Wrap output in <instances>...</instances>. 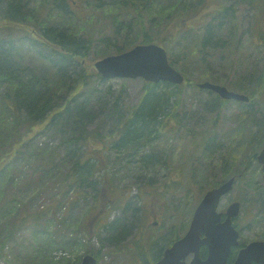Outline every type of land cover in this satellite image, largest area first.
I'll return each instance as SVG.
<instances>
[{"label": "trees", "instance_id": "1", "mask_svg": "<svg viewBox=\"0 0 264 264\" xmlns=\"http://www.w3.org/2000/svg\"><path fill=\"white\" fill-rule=\"evenodd\" d=\"M76 1L0 0V255L7 240L22 226L29 222L40 226L46 214L29 211L24 200L11 191L19 169L30 163L32 167L54 168L59 159L70 162L69 170L50 184L51 188L57 186L62 194L72 190L65 206L67 215L61 218L52 215L50 222L55 226L51 233L46 231L42 242L35 241L36 264H76L87 253L99 260L104 239L100 233L92 232L86 222L93 221L100 213L102 216L106 208L122 207V211L128 208V186L115 185L117 179L127 175L141 181L138 182L141 190L135 195L139 199L135 206V212H141L139 219L144 198L154 201L168 195L173 200L178 191L182 194L179 201L185 207L182 217L189 216L191 210L185 209L192 200L191 185L195 183L196 193L201 195L219 178L217 173L210 178L209 166L221 164L208 162L214 145L209 133L221 132L224 117L221 111L227 109L229 102L240 105L237 116L258 126L257 135L244 138L250 145L243 143L242 150L227 149L230 164L238 166L236 161L243 162L242 155L251 151L248 148H255L252 143L255 137L259 136V140L264 137V103L258 104L264 99V58L261 75L254 81L247 82L245 73L237 79L239 85L230 87L211 71L204 80L243 93L252 103L223 100L213 92L199 89L197 83L191 84L182 67L197 57L203 67L210 68L209 58L223 54L221 46L224 47L226 40L228 44L233 42L236 36L233 3L222 4L205 22L208 15L205 10L210 2L223 3L222 0H78L83 5L80 12L71 8ZM233 1L251 5L254 12L264 11V0ZM105 9L112 12L108 16L109 27L93 25V20L100 17L98 13L105 14ZM197 20L201 21L199 27H185L186 23ZM224 28L227 39L220 40L218 36ZM189 35L192 43L179 53L183 57L178 67L184 77L182 84L144 81L143 92L135 104L106 109L108 91L99 85L107 79L96 72L93 63L85 61L91 58L94 62L138 43L156 42L165 48L169 63L175 68L174 47ZM188 84L193 96L186 99ZM200 91L208 93V100L203 95L197 96ZM97 115L111 120H99L100 123L89 127ZM47 125L53 126L48 140L61 135L54 146L48 140L40 145L37 140L36 133H41ZM103 125H108L107 129ZM186 136L191 141L188 161L193 158L191 168L187 169L183 163L172 164L175 142ZM161 167L165 174L154 183ZM194 168H200L197 177L206 176L194 178ZM254 188L258 192L263 189ZM183 196L187 198L184 200ZM89 199L92 202L87 205ZM125 201L123 206L121 203ZM256 203L258 209L253 219L263 220L264 195ZM75 212L78 215L73 219ZM185 223L182 219L180 227L184 228ZM126 227L124 215L104 225L112 233L111 238L121 237ZM138 228V237L128 245L140 259L133 262L148 264L141 252L144 231L140 224ZM93 238L99 242L96 250ZM115 242L119 244L118 240ZM161 245L162 240L157 239L150 247L159 253L164 248ZM125 247L123 244L121 249ZM58 249L74 251L75 256L73 259L52 256V251Z\"/></svg>", "mask_w": 264, "mask_h": 264}, {"label": "rangeland", "instance_id": "2", "mask_svg": "<svg viewBox=\"0 0 264 264\" xmlns=\"http://www.w3.org/2000/svg\"><path fill=\"white\" fill-rule=\"evenodd\" d=\"M222 2L223 3H220L219 1L210 2L208 8L205 10V14L208 15L204 17V21L207 22L212 14L220 10L222 4L228 6L233 3L235 9L234 14L236 25L234 28L236 29V36L232 43L231 41H229L228 44V41L226 40L224 47L223 45L221 46L223 49L222 55L220 53H218L217 55H213L212 53V58L210 57L211 54L209 55L210 58L208 62L210 64V68H207L208 70L206 69V67H203L205 65H201V61H199V58L197 57L185 62L186 65H182V67L186 69V73L191 79V84H196L206 80L209 71L213 72L216 77L219 76V78L223 80V82H226V85L230 87L235 84H240L237 79H239L242 74L246 73V76L248 78L245 80L247 82H249V79L251 81H254L261 75V64L264 58V11L262 13L257 10L254 12L251 5L247 3L236 4L233 0H222ZM71 8L80 12L83 9V5H80L77 0L76 2L72 3ZM104 13L105 14L98 13L97 16L100 15V17L96 18V20H93V25H106L109 27L108 16L112 14V12L110 9H105ZM200 24L201 21L199 22V20H197L195 21V23H186L185 27L197 28ZM225 30L226 29L224 28V30L222 31V35L218 36L220 40H225V38L227 39ZM109 31L110 30H107V32ZM191 40L192 36L189 35L188 38L181 39L180 42L174 47L177 65H175V68H177V70L178 67L181 66V60L183 59V57L179 53L183 49L186 50V47H188L192 43ZM91 56L93 55H89V57ZM90 62L91 64L93 63L91 58L85 61V63ZM143 83L144 81L141 78L118 77L107 79L105 82H102L99 85L100 88L108 91L106 109H115L116 106L118 107L135 104L140 99V96L143 92ZM189 87L190 84L185 86V89H187L185 92L186 99L188 98V96H190L189 98L193 96V92L191 89H189ZM202 95L205 97V99L208 100V93L200 91L197 96L200 97ZM118 98L119 100L114 103ZM259 103H264V99H260L258 101V104ZM237 105L239 104L229 102L228 104H226V107L228 106L227 109H224L223 112L221 111V114H224L223 119L221 118V132L228 134L231 142L236 141L238 138L244 139L248 137L249 133H258V126H254L253 122H245L243 117L237 116V114L239 113V108ZM105 119L111 120L110 118H104L97 115L94 120L88 124V126L93 127L96 123L101 122L99 120ZM103 127L104 129H107L108 125H103ZM52 131L53 126L47 125L42 129L41 133H36L37 140L39 141L40 145L48 140V136L51 135ZM60 138L61 135L51 138L50 140H48L49 145H56ZM190 150L191 141L189 140V137L186 136L185 139L177 140L175 142V155L173 156L172 164L183 163L184 168H191V166L189 165L190 162H192L193 158L188 161V154ZM60 151H63V149L60 148ZM197 154L198 152L195 153V156ZM31 164L32 163L26 164L19 169L18 175L16 174L17 178H14L15 185L12 186L11 191L16 193L20 198L24 200L29 211H45L46 214L40 226H32V223L29 222L25 226H22L11 239L7 240L6 245L3 249V254L0 255V264H36V251L33 247L35 241L39 240V242H42L43 235H47L45 234V232L47 231V233H51L52 229L55 226L50 222V218L52 215H55L56 218H61L63 215H67L66 212L68 209L65 208V206L67 204V198H69V196L72 194V190L70 189L67 194H62L59 192V188L57 186L51 188L50 184L53 180L62 177V175L65 174L67 170H69L70 162L68 160L61 162L59 159L58 164H56L54 168L45 169H42L40 166L32 167ZM193 167L194 166H192V168ZM199 169L200 168L193 169L192 174H194V178H201L202 176H206L205 174H202L201 176L197 177L196 173L200 172ZM157 172L160 173V175L158 174V179L154 183L158 182L159 178L165 174V171L162 169V167L158 168ZM128 176L129 175L125 176L124 178H119L117 179V181L119 182H115V185L118 187L128 186L127 189L130 190L128 194L129 198H127L130 199V201H127L129 203L128 208L125 211H122V207L114 208L112 210L111 207H109L105 209V212L102 216H100L102 214L100 213L93 219V221L86 222V226H88L92 230V232L100 233L104 239V245L101 247L100 259L98 260L97 264H134L135 260L133 262V259H136V261H140V259L137 257L138 254H135V250H131L128 245V243L138 237L139 224L141 226V229L143 230V228L149 223V225H147V228L143 230L144 238L142 240L141 252L144 253V256H153L155 253H157L156 248L150 247L154 240H162L161 246L163 247L166 246L170 242V240L173 241L177 238H180L187 231L192 212L204 194L203 193L200 195L199 192L196 193L195 189H197V187L195 183L191 185L192 189L190 190V195L192 197V200L185 209L191 210V213L186 218L182 217V208L185 207L179 201L182 196L180 191L176 193L178 198L175 197L173 200H171L168 195H166V197H159L154 201H152V199L150 198H144L142 209L143 212L141 214V218L139 219V213L141 212H135V206L138 205L139 199L138 197L136 198L135 195L138 194L141 190V187L139 186L140 183H138L141 181L139 179L132 178V176ZM210 178H212V176H210ZM23 181L25 182L22 183ZM16 184H18L19 186L16 187ZM254 187L255 186H252L250 190L246 188L249 191V195H246L243 202L241 203V210L243 211V214L240 213V215L244 216L245 220L243 236L246 241L264 237V219L260 220L256 217H254L253 219V215L258 209L256 201L253 200L255 196L257 197L258 195V191ZM186 198L187 197L183 196L182 199L185 200ZM91 202L92 199H89L87 205H89ZM127 202L125 201L121 204L125 206ZM159 206H161V212L157 213V208ZM259 207H261V204H259ZM148 208L150 209V211L147 210ZM77 215L78 213L75 212L73 213L71 218H75ZM121 215H124L125 224L127 225L126 232L123 233L121 237H115L116 239L111 238L112 233H109L107 229L104 228V225H106L108 222L113 221L116 217ZM154 215L156 216V218L154 217ZM98 217L99 219L96 224V219ZM182 219H184L186 222L184 228L180 227ZM154 220H157L158 223H153ZM70 226L74 227L73 225ZM70 234L71 233H69V235ZM115 240L119 241L118 245L114 244L116 243ZM92 241L94 243V249L96 250L99 246V242H96L94 238ZM123 244H125L126 247L122 250L121 247ZM146 252L148 253L147 255H145ZM51 254L56 258H58V256H65L73 259L75 256L74 251H64L63 249L54 250ZM154 260L151 259L148 264H151L152 262H154Z\"/></svg>", "mask_w": 264, "mask_h": 264}, {"label": "water", "instance_id": "3", "mask_svg": "<svg viewBox=\"0 0 264 264\" xmlns=\"http://www.w3.org/2000/svg\"><path fill=\"white\" fill-rule=\"evenodd\" d=\"M98 74L104 79L141 78L146 82L166 81L172 84L184 82L183 75L170 65L165 48L156 42L138 43L120 53L103 56L93 62ZM201 89L215 92L224 100L247 101L243 93L229 90L226 86L202 81L197 84ZM262 163L264 183V147L258 155ZM234 178L208 189L196 205L185 234L167 247L163 255L152 264H227L231 249L238 245V232L232 224V218L239 212V203L232 202L221 221L217 211L218 202L233 185ZM201 247L207 249L204 258L200 256ZM192 255L187 262L186 257ZM264 264V240H252L246 243L237 254L233 264ZM76 264H97V258L85 254Z\"/></svg>", "mask_w": 264, "mask_h": 264}, {"label": "flooded vegetation", "instance_id": "4", "mask_svg": "<svg viewBox=\"0 0 264 264\" xmlns=\"http://www.w3.org/2000/svg\"><path fill=\"white\" fill-rule=\"evenodd\" d=\"M210 92H213V91H210ZM228 101L240 102L238 100H233V99L228 100ZM247 102L252 103L251 99H248L244 103H247ZM259 121L261 120L259 119ZM209 134H210L209 137L212 139L214 145L211 146L210 148L208 162L211 165L215 163H217L218 165L221 164V166H209L211 167V171H212L211 176H214L213 174L217 173V176L219 177L215 180L216 184L211 186V188L222 184L223 182L229 180L232 177L234 178L232 188L227 193H225L223 196H221L218 202L217 211L221 213L220 220L223 221L226 218L227 208L232 202L236 201L239 203V212L235 217L232 218V224L238 232V236H237L238 245L231 249V252L227 259V264H233L237 257L239 250L243 248L247 242H249V241H246V239L243 236V230L245 228V220H244V216L240 215V213L243 214V211L241 210V203L243 202L245 196L249 195L248 190H250L252 186H258V187L263 188L260 192H258L257 197L255 196V198L253 199L254 201L256 202L262 201V197L264 195V183H263V174H262L263 165L258 159V155L260 154V152L262 151L264 147V137H262L259 140V136H256L255 137L256 140L252 142L255 144V148L253 149L252 147H249L248 149H251V151H249L247 155H242L243 162H240V159H238L235 164H239V165L232 166L233 163L232 165L230 164V159L227 154V149L229 147H233V148L237 147L241 149L243 143H247L249 145L251 143H248V141L242 138H238L236 141L231 142V139H229L228 134L223 133V132L214 133L210 131ZM255 135H257V132L249 133L248 138H251L252 136H255ZM242 140L244 141L242 142ZM157 209H158L157 213L161 212L160 210L161 206H159ZM147 210L150 211L149 208ZM154 217L156 218L155 215ZM153 223L157 224L158 221L154 220ZM258 240H264V237L258 238ZM171 243H169V245ZM169 245L164 246V248H162L159 253L157 252L153 256H151V259H155L154 261H157L163 255L164 250ZM206 254H207V249L205 247H201L200 256L204 258ZM191 256L192 255L190 254L186 257L187 262L190 260ZM151 259L150 257H147L145 261L149 262ZM253 264H257V263H253Z\"/></svg>", "mask_w": 264, "mask_h": 264}]
</instances>
